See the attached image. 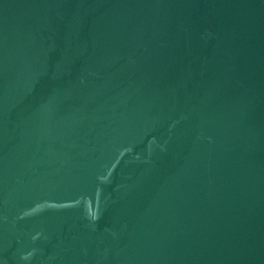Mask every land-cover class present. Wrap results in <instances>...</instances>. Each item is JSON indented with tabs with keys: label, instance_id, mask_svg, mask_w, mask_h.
I'll list each match as a JSON object with an SVG mask.
<instances>
[{
	"label": "water",
	"instance_id": "1",
	"mask_svg": "<svg viewBox=\"0 0 264 264\" xmlns=\"http://www.w3.org/2000/svg\"><path fill=\"white\" fill-rule=\"evenodd\" d=\"M0 264H264V0H0Z\"/></svg>",
	"mask_w": 264,
	"mask_h": 264
}]
</instances>
